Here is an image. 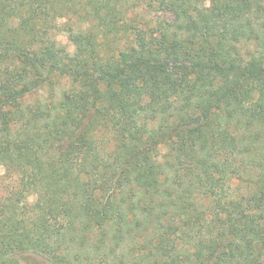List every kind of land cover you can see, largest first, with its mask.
<instances>
[{
    "label": "trees",
    "instance_id": "obj_1",
    "mask_svg": "<svg viewBox=\"0 0 264 264\" xmlns=\"http://www.w3.org/2000/svg\"><path fill=\"white\" fill-rule=\"evenodd\" d=\"M152 4L0 0V264H264V0Z\"/></svg>",
    "mask_w": 264,
    "mask_h": 264
},
{
    "label": "rangeland",
    "instance_id": "obj_2",
    "mask_svg": "<svg viewBox=\"0 0 264 264\" xmlns=\"http://www.w3.org/2000/svg\"><path fill=\"white\" fill-rule=\"evenodd\" d=\"M150 0H140L141 6L136 8L135 14L138 15L140 19H144L145 21H148L150 24L153 22V24L159 22V21H172L173 15L169 12L161 10V8L157 4H152V6H149ZM141 7V8H140ZM66 19L60 18L56 22V28L54 30V35L52 36L55 42H57L61 47L65 48L68 52L74 53L75 47L73 43L70 40V35L68 31H66ZM128 45H130V41L127 39V37H123L120 40H116L113 46L120 47L122 49H125ZM60 78H57L56 86L53 88L46 87L43 91L38 92V94H35L34 96H30L28 98V102H34L36 100H45L47 97L51 98L52 96L49 95L50 93L54 96L53 99L57 101L60 98V91L64 87H67V83H64V81L60 80ZM6 174V169L3 167L0 168V176H4ZM6 183H3V186L0 187V196L3 194L4 191V185ZM33 196L29 200L30 202L33 201ZM4 222L3 218L0 215V230L3 228Z\"/></svg>",
    "mask_w": 264,
    "mask_h": 264
}]
</instances>
